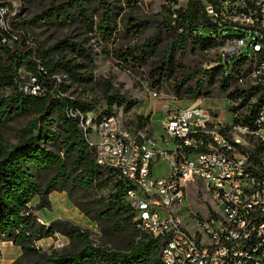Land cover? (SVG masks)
Returning <instances> with one entry per match:
<instances>
[{"label":"built area","instance_id":"built-area-1","mask_svg":"<svg viewBox=\"0 0 264 264\" xmlns=\"http://www.w3.org/2000/svg\"><path fill=\"white\" fill-rule=\"evenodd\" d=\"M202 2L220 26L223 57L246 56L237 81L264 89V0ZM4 13L0 7V22ZM230 27L236 33L229 34ZM21 83L26 93H43L30 73ZM239 100H229L227 124L197 103L167 110L157 136L149 121L140 124L137 117L127 124L114 111L67 109L96 164L126 181L124 201L134 227L160 239L162 264H264V105L252 110ZM160 160L170 173L153 178ZM189 190L200 195L202 213L189 207Z\"/></svg>","mask_w":264,"mask_h":264},{"label":"rangeland","instance_id":"rangeland-1","mask_svg":"<svg viewBox=\"0 0 264 264\" xmlns=\"http://www.w3.org/2000/svg\"><path fill=\"white\" fill-rule=\"evenodd\" d=\"M105 1L111 10L106 20V32L99 28L103 25L104 16L103 9L95 0H0V7L5 11L0 24L7 30L11 29L14 37L21 35L39 48L47 68L63 84L64 96L94 105L93 110L98 113L110 108L121 113L127 124L134 121L137 115L148 116L153 135L157 136L163 132L162 121L167 110L183 109L199 99L197 104L215 112L220 123H231L230 99L226 97L227 91L217 86L221 71L214 70L222 55L220 48L211 46L202 50L193 38L184 44L174 45L176 33L166 25L167 7H185L187 0ZM78 2L84 9L83 13L78 9ZM56 6L61 7L54 13L53 7ZM228 29L229 33H236L234 28ZM152 35L157 39L151 47L142 51L143 44ZM236 58L227 56L230 67ZM162 62H167L168 69L162 70L158 75L160 80L151 87L150 78L159 73ZM239 66L246 65L234 66L228 91L234 86H247L236 79ZM206 69L212 75V83L206 82L210 75L207 74L199 90L201 95L208 92L210 97L190 99L188 95L196 91L202 76L200 72ZM27 72L24 67L17 70V74L25 81ZM152 80L157 81L156 78ZM11 91V88L0 86V98L6 97ZM117 95L137 102L128 109L119 104L118 99L109 103L110 98ZM254 100L252 98L250 101ZM33 118L34 114L26 112H12L5 116L0 114V142L6 147L15 144L21 129L28 126ZM151 171L153 178H162L170 173V168L167 162L160 160L153 164ZM72 193L73 198L89 210L92 200L107 202V190L81 189L73 190ZM189 193V207L194 212L202 213L204 209L200 195L195 196L193 190H189ZM61 210L70 214L66 207ZM80 213L79 218L62 219H67L70 225L83 231L94 246L112 250L126 248L132 228L125 225L122 232L105 233L100 227L107 224L104 219L93 220ZM126 215L120 213L114 216V223ZM138 235L142 236L143 233ZM56 240L63 241V246L56 247ZM36 245L39 247L36 248ZM84 245L85 242L78 235L66 237L60 231L38 239L32 249L25 253L19 246L5 240L0 242V264L46 263L53 251L75 252Z\"/></svg>","mask_w":264,"mask_h":264},{"label":"trees","instance_id":"trees-1","mask_svg":"<svg viewBox=\"0 0 264 264\" xmlns=\"http://www.w3.org/2000/svg\"><path fill=\"white\" fill-rule=\"evenodd\" d=\"M95 1L103 9L104 21L99 28L106 32L110 6L105 0ZM59 7H53L54 13H57ZM78 9L84 12L81 5ZM167 11L166 25L176 33L174 45L184 44L189 38H193L202 50L221 44L220 26L206 15L202 0H187L185 7L169 6ZM11 25L14 27L13 21ZM12 32L0 24V86L12 90L6 97L0 98V114L5 116L12 112H26L34 114V118L21 129L15 144L6 147L0 142V242L11 241L25 253L32 249L38 239L60 231L66 237L78 235L85 245L75 252L53 251L46 263L33 264H162L159 257L160 239L146 234L139 236L140 232L134 227L132 212L124 201L126 181L121 178L114 180L113 172L96 164L93 149L87 145L76 120L67 114L68 107L93 110L94 105L64 96L63 84L56 82L39 48L21 35L14 37ZM156 39L154 35L147 39L142 51L151 47ZM236 57L230 67L227 57L220 56L214 67V70L221 71L217 86L227 91L228 99H240V106L248 103L253 110L264 105V89L234 86L232 90H227L234 66L247 61L244 55ZM21 67L36 77L43 88L41 95H32L20 89L22 78L17 70ZM166 69L167 62H162L159 73L150 78L151 87L157 84L160 80L158 75ZM207 74H210L208 69L200 72L202 76L196 91L188 95L190 99L210 97L208 92L201 95L199 90ZM152 78L157 81L154 82ZM206 82L212 83L211 74L207 76ZM252 98L255 100L251 102ZM116 99L126 109L137 102L117 95L110 98L109 103ZM103 112L109 113L111 109L107 108ZM136 117L140 124L142 121L148 122V116ZM81 189L107 190V202L92 200V208L89 210L73 198L72 191ZM51 191H65L70 201L86 216L93 220L104 219L107 224L100 227L105 233L117 234L125 230V225L132 228L126 248L112 250L94 246L87 235L75 225H70L67 219L55 218L48 225L37 223L34 212L43 207H51ZM34 197H37V202L31 206L29 203ZM120 213L128 216L120 217V221L114 223L113 217Z\"/></svg>","mask_w":264,"mask_h":264},{"label":"crops","instance_id":"crops-1","mask_svg":"<svg viewBox=\"0 0 264 264\" xmlns=\"http://www.w3.org/2000/svg\"><path fill=\"white\" fill-rule=\"evenodd\" d=\"M198 100H195L196 103ZM49 200L51 204V207L49 209L43 207L34 212L35 215L42 219L44 223L48 224L51 220L55 218L68 217L75 219L76 217L79 218L81 216L79 209L72 204L65 191H51L49 193ZM36 202L37 197H34L29 203V205L33 206ZM62 207H66L69 210L70 214L67 215L63 213V211L61 210Z\"/></svg>","mask_w":264,"mask_h":264}]
</instances>
